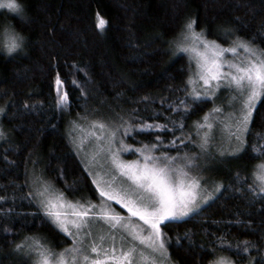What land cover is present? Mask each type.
Here are the masks:
<instances>
[{"label": "trees", "instance_id": "trees-1", "mask_svg": "<svg viewBox=\"0 0 264 264\" xmlns=\"http://www.w3.org/2000/svg\"><path fill=\"white\" fill-rule=\"evenodd\" d=\"M22 4V13L0 7V40L6 28L25 37L22 51L7 54L0 48V107L5 108L8 133L0 141V196L7 197L0 200V264H31L15 250L25 236L44 237L48 246L59 250L72 244L40 216L31 215L36 211L34 203L22 198L33 189L25 186L28 171L41 167L68 197L98 198L81 154L70 143V122L103 108L125 120L147 117L153 109L171 112L160 98L184 95L174 89L189 75L190 58L186 53L173 59L167 41L188 19L196 20L195 28L222 45L240 36L264 48V0H22ZM101 18L104 23L98 26ZM224 28L234 30L228 39L221 38ZM57 73L70 100L59 110ZM212 107L211 102L198 104L188 122ZM156 119L165 122L158 112ZM252 128L264 133V103L254 110ZM128 139L136 144L151 141L146 135ZM241 156L244 162L221 174L223 187L199 214L178 218L167 227L162 223L163 231L173 238L168 249L177 264H209L222 253L237 263L264 264V194L251 193L243 179L264 159L248 151ZM65 181H75L72 190ZM186 232L195 245L181 240L177 246L176 238ZM211 233L232 244L247 240L253 246L237 255L217 245L213 256L216 241Z\"/></svg>", "mask_w": 264, "mask_h": 264}, {"label": "snow or ice", "instance_id": "snow-or-ice-1", "mask_svg": "<svg viewBox=\"0 0 264 264\" xmlns=\"http://www.w3.org/2000/svg\"><path fill=\"white\" fill-rule=\"evenodd\" d=\"M0 7H3V3H0ZM7 7L17 13L23 11L15 0H7ZM103 23L101 18L98 26ZM196 24V20L188 19L181 25L180 32L167 41L169 50L173 52V59L189 51L198 53L197 70L192 69V61L189 59V75L179 88L174 89L184 95L171 99L160 98L161 105L171 109V112L153 109L147 117L135 115L128 120L121 117V123L109 130L107 135L103 131L106 124L98 121H93L92 125H98L101 130L99 135L92 129L88 130V135L79 138H73L72 133H68L77 155L84 149L89 137L97 141L101 138L106 140L107 147L104 143H97V151L91 154L88 162L82 161L86 174L92 177L91 184L94 185L93 191L98 195L99 204L86 197L69 200L60 190L53 193L52 186L35 170L30 179L25 180V186L33 188L26 197H22L34 203L36 211L31 215L40 216L43 222L49 223L66 239L72 240L71 245L57 252L44 242L46 238L25 236L20 243L15 244V250L28 257L31 264H171L168 248L172 246L173 238L162 230V222L167 227L169 222L180 217L199 214L202 206L223 187L222 184H216L211 191H207V178L192 175L193 170H202L201 159L212 154L217 132L227 140L229 147L235 144L232 147L233 155L248 151L250 155L264 159V133L252 128L254 110L264 103V48L240 36H236L226 48L217 46L215 42L205 38L203 29L195 31ZM233 32V29L224 28L221 30V38L228 39ZM189 40L197 47L193 48ZM24 41L25 37L19 32L6 28L3 39L0 40V48L7 54H12L23 50ZM199 46L211 48L214 51L213 58L200 54ZM217 47L218 51L215 50ZM222 52L232 54L233 58H224ZM55 83V107L59 110L62 106L70 105L69 93L63 89L64 81L59 73ZM220 93L229 95L218 105L216 100ZM142 99L148 101V97ZM208 102L213 107L189 123L187 118L197 110L198 104ZM237 103L239 108H236ZM225 108L232 111L225 113ZM4 112L5 108L0 107V113ZM157 112L165 122L156 119ZM132 120L139 123H131ZM157 131L161 134L153 135ZM118 132L122 137L120 139H117ZM138 135L149 136L151 141H137L139 147L125 143V138L136 139ZM5 137L6 133L0 128V139ZM248 137H251V142ZM116 143L120 147L113 149V144ZM192 147L198 151L193 153L186 150ZM130 150L137 154V158L126 161L121 154L130 153ZM100 152L106 153L107 162L111 165L104 173V176L110 177L107 181L100 173L88 170L92 160ZM223 155L221 152L220 156ZM113 172L124 178L115 187L117 176L111 175ZM58 175L63 179V170ZM236 176L239 181V173ZM243 179L251 193L264 194V163L253 165L252 172ZM249 179L251 183H248ZM64 183L66 188L72 190L75 181L71 184L67 181ZM6 199V196H0V200ZM111 201L122 205L130 216L124 217L111 209ZM131 217H138L143 222L142 226L131 223ZM101 221L108 226L109 232L97 235L94 226ZM118 229L121 233L119 248L115 246ZM128 229H131L130 236ZM205 232L209 234L207 230ZM211 235L216 241L211 247L213 256H216L217 245L235 251L237 255L248 253L249 247L253 246L247 240L232 244L223 236L216 237L214 233ZM107 239L111 240L110 247L103 246ZM181 240H187L190 246L195 245L190 232L176 238L177 246L181 245ZM209 264H234V261L218 256L210 260Z\"/></svg>", "mask_w": 264, "mask_h": 264}, {"label": "rangeland", "instance_id": "rangeland-1", "mask_svg": "<svg viewBox=\"0 0 264 264\" xmlns=\"http://www.w3.org/2000/svg\"><path fill=\"white\" fill-rule=\"evenodd\" d=\"M194 28H195V26H194ZM195 31L200 32V30H198L197 28H195ZM204 36L208 41L215 42V44L217 46H224L225 48L229 46V45L228 46L222 45V44L218 43L216 40H214L210 37H207L205 34H204ZM189 44L193 48L197 47L195 45V43L191 40H189ZM254 45L258 46L257 44H254ZM258 47H260V46H258ZM260 48H262V47H260ZM215 50L218 51L219 47H217ZM199 53L203 54L204 56L208 57L209 59L213 58V56H214V51L211 48L205 49L203 46H199ZM188 55H189V58L192 60V69L194 71L197 70V68H198V64H197L198 53L196 51H189ZM221 55L224 58L229 59V60L233 58L232 54H230V53H223L222 52ZM241 55H242V53H241ZM197 90H199L198 87H197ZM228 95H229V93H220V97L216 100V104L219 105L221 103V101L224 100V98ZM236 108H239V103L236 104ZM112 111L113 110L111 108L110 109L103 108L102 110H99V112H88V114L80 115L79 117H77L76 121L72 120L69 124V131H71L72 137L73 138H79V137L88 135L89 129H92V131H95L97 133V135H99V132L101 130L99 129L98 125L96 127H93V125H92L93 121L104 122L106 124V128L103 131L105 132V135H107V132L109 130L115 129L117 127V125H119L121 123V117H119L118 114H115ZM229 111H232V109H229V108L224 109L225 113H227ZM73 121L75 123H73ZM77 125H79V127H77ZM0 128H2L4 130V132L6 133L5 122L3 120V113H0ZM7 137H8V133H6L5 138H7ZM5 138H3V139H5ZM120 138H122V137L120 136V133L118 132L117 133V139H120ZM3 139H0V141ZM97 143H104L105 147H107V143H106V140L104 138H101L100 141H97V140L89 137V139L85 141V147L80 152L84 162H88V159L91 156V154L97 151V147H96ZM125 143L130 144V145H134L135 147L140 146L139 144L131 143L128 138H125ZM117 147H120V145L118 143L113 144V149H115ZM232 147H235V144H233ZM232 147H229L227 140H225L221 136V134L219 132H217L216 139H215L213 146H212V154L205 157V158H202L200 161V163L202 165V170L197 169V170L192 171V175H194V176L199 175V176L207 178V182H206V190L207 191H211L216 184H222L223 185V183H222L223 180H221V174H223L225 171H227L231 168H235L236 166L241 165L244 162V159L241 156V154H239V153H237L235 155L232 154ZM187 151L195 153L198 151V149L195 147H192L190 149H187ZM221 152L224 153L223 156H220ZM121 155H122V158L126 161L134 160L137 158V154L131 153V150H130V153H122ZM107 160H108V157H107L106 153L100 152L96 156V158L94 160H92L91 167L89 168V171L100 173L101 176H103L104 180L107 181L108 179H110V177L104 176V173L111 168V165H110V163L107 162ZM261 163H264V160H262L261 162L258 161L256 163V165L261 164ZM33 170H35L37 173L43 175L45 181H47L52 186L53 193H55L57 190H60L59 188H57L52 183L50 178L47 177L44 172H42L41 167H39L37 165H35L34 167H31L30 170L28 171V179H30ZM111 175L117 176V181H116V184H114V187L116 185H118L119 183H121V181L124 179V178L120 177L118 173H115V172L111 173ZM218 193L219 192H217L216 195ZM203 194H206V192ZM97 197H98V195H97ZM67 198L69 200L75 199V198L68 197V196H67ZM91 200L96 202L97 204L100 203L99 198H92ZM210 200H212V199H210ZM109 207L111 209H113L115 212L121 213V215L124 217L130 216V214L127 212V209H123L122 205H119L115 201H111L109 203ZM180 218H182V217H180ZM131 223L136 224L138 227L142 226V224H143V222L140 221L138 217H131ZM162 230H163V227H162ZM94 231L97 235L107 234L109 232V228L103 221H101L100 223H98L94 226ZM120 234H121L120 230L118 229L117 233H116L117 243L115 245L117 248H119V246H120V240H119ZM128 234H129V236L131 235V229H128ZM71 242H72V240H71ZM103 246L110 247L111 246V240L107 239L104 242ZM51 248L57 252L60 251L59 249H55L54 247H51ZM61 249H63V248H61ZM168 254L170 255L169 249H168ZM218 256H224V257L230 258L231 260L234 261L233 258H231L230 256H227L224 253L219 254ZM171 264H177V263L171 259ZM234 264H254V263L251 260L249 263H237L236 261H234Z\"/></svg>", "mask_w": 264, "mask_h": 264}, {"label": "clouds", "instance_id": "clouds-1", "mask_svg": "<svg viewBox=\"0 0 264 264\" xmlns=\"http://www.w3.org/2000/svg\"><path fill=\"white\" fill-rule=\"evenodd\" d=\"M0 3H3V7H6V8H8L7 7V0H0ZM15 3L17 4V5H19L21 8H23V4H22V0H15ZM9 10H12V9H10V8H8ZM13 11V10H12Z\"/></svg>", "mask_w": 264, "mask_h": 264}]
</instances>
